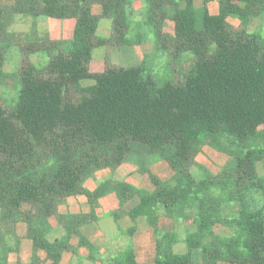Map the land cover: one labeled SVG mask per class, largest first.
<instances>
[{"label":"trees","instance_id":"obj_1","mask_svg":"<svg viewBox=\"0 0 264 264\" xmlns=\"http://www.w3.org/2000/svg\"><path fill=\"white\" fill-rule=\"evenodd\" d=\"M151 1L163 7L161 15H149L154 49L168 54L170 68L192 58L180 81L162 86L145 62L90 71L96 48L124 40L126 0H15L0 8V82L13 78L20 87L13 109L0 103V264H61L63 252L77 253L70 244L75 235L91 260L98 259L99 249L81 232L89 217L60 215L58 208L78 195L96 206L109 191L121 209L139 199L127 215L134 222L146 218L153 229L154 264H264V0H221L216 16L207 8L212 0L203 7L196 0ZM94 4L104 7L102 16L92 13ZM112 14V37L98 38L101 20ZM18 15L76 20L69 47L16 35ZM229 18L244 29L233 31ZM165 20L172 33L164 31ZM13 51L23 58L10 73L5 65ZM30 56L44 62L33 64ZM85 81L93 84L85 87ZM205 146L226 154L225 166L201 165L197 157ZM160 161L174 171L168 181L151 172ZM127 163L150 177L154 191L125 182L85 189L97 171ZM159 213L177 224L194 219L184 251L176 250L178 233L158 227ZM19 223L33 242L29 263L20 258ZM216 223L226 235L213 230ZM136 231L128 229L129 245L102 264H142L132 245Z\"/></svg>","mask_w":264,"mask_h":264},{"label":"crops","instance_id":"obj_2","mask_svg":"<svg viewBox=\"0 0 264 264\" xmlns=\"http://www.w3.org/2000/svg\"><path fill=\"white\" fill-rule=\"evenodd\" d=\"M221 0H212L207 4L208 11L211 15L216 16L220 12ZM125 11L121 15V20L126 22L129 27L124 28V40L118 44H108L98 47L93 52V58L90 64L92 73H102L107 65L123 67L145 62L154 50L153 43V27L149 24V15H161L163 7L151 0H126ZM15 4V0H0L1 7H10ZM197 7L205 5L204 0H196ZM95 16L104 14V7L101 4H94L91 8ZM172 9L166 7L167 14H171ZM114 15L105 17L101 20L96 36L98 38L110 39L113 35ZM156 21L155 19H151ZM228 23L233 31L240 32L244 29L241 21L229 18ZM258 26L254 22L249 31H254ZM76 27L74 19H55L47 17L31 18L24 15H18L14 19L13 31L19 34L26 41H62L65 44L62 49L66 50L67 44L73 38ZM173 24L170 20H165L164 31L172 33ZM126 39H136L129 42ZM141 39H148L141 42ZM122 65V66H121ZM207 156V158H204ZM209 160L212 162H220L218 168L225 166L229 157L226 154L215 151L209 146H205L198 155L197 161L210 169ZM216 161V162H215ZM217 168V169H218ZM151 172L162 181L170 180L174 171L166 161H160L151 166ZM109 182L110 187L117 182H125L136 188L145 189L148 192L154 191L150 177L140 173L135 165L130 163L124 164L116 169H103L97 171L93 177L89 178L84 187L90 192H95L99 184ZM138 198H134L121 209L120 201L117 194L109 191L102 196L96 206L90 204L89 199L85 195L71 196L67 198L65 204L59 206L60 215H85L90 221L81 227L82 234L89 239L98 249L96 260H91L90 251L85 247L79 246V237L73 236L70 244L77 250V253L70 251L63 252L61 264H102V260H107L123 251L130 243V238L126 231L132 227H136L137 231L132 237V245L134 247L136 259L142 264H154L157 253V239L153 229L144 217L138 218L135 222L128 217L127 212L137 205ZM118 214V217L115 216ZM53 220L56 222L54 223ZM51 220V224L58 228L56 219ZM158 227L164 233H178L179 243L176 246L178 252L185 250L184 239L188 231H193L194 219L189 218L180 223H176L173 219L162 213L158 215ZM27 227V226H26ZM18 230V227H17ZM27 230V229H26ZM216 233L223 232L220 228L219 232L213 228ZM21 238L20 254L24 263H29L32 258L33 242L27 238ZM222 234L226 235L227 232ZM43 258L45 253L40 254ZM101 258V259H100ZM44 264H52L47 260ZM219 264H229L220 262Z\"/></svg>","mask_w":264,"mask_h":264},{"label":"rangeland","instance_id":"obj_3","mask_svg":"<svg viewBox=\"0 0 264 264\" xmlns=\"http://www.w3.org/2000/svg\"><path fill=\"white\" fill-rule=\"evenodd\" d=\"M126 40H128L129 42H132L136 39H126ZM13 55L14 57H10V59L6 62V65H5V71L10 72V73L17 71L18 69L17 64H22V58H23L22 55L15 51H13ZM31 56L29 58H31ZM188 59L189 60L187 62L183 63L184 66L185 65L188 66L187 65L188 63H192V58H188ZM44 60H47V58H44ZM30 61L33 64L44 62L41 58H38V57H32ZM176 63L178 65L170 68L169 65H171V63L169 62L168 54L163 52V50L154 49L153 53L145 60L146 73L151 75L160 86L168 82L180 81L182 78L181 73L182 71H184L183 69L184 66L182 68L181 61L176 62ZM138 65H141V64L135 63L134 65H131V66H138ZM123 67L127 68L129 66H123ZM92 84H93V81H85L83 83V86L87 87ZM18 87H19L18 82L16 81V79H13V78L7 79L5 83L0 82V103L8 111L14 108L15 101L18 96V90L20 89V87L19 88ZM204 158H207V156H204ZM219 163L220 162L214 163L211 160H209V164L214 169L218 168V166L220 165ZM259 173L261 175L264 174V164L259 165ZM53 222L55 223L56 221L53 220ZM17 227H18V230H17L18 236L20 238H23V235H24V238H25V233L27 231L26 224L19 223ZM220 228L221 226L219 224L216 223L214 225V229H216L218 232L220 231L219 230ZM8 242L10 245H14L13 237H9ZM20 258H21V254H20ZM16 259H17V256L15 254H12L11 261L15 262Z\"/></svg>","mask_w":264,"mask_h":264}]
</instances>
